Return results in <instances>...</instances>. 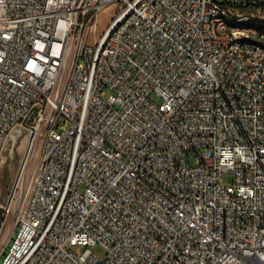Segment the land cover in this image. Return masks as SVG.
Wrapping results in <instances>:
<instances>
[{"label": "built area", "instance_id": "1", "mask_svg": "<svg viewBox=\"0 0 264 264\" xmlns=\"http://www.w3.org/2000/svg\"><path fill=\"white\" fill-rule=\"evenodd\" d=\"M250 1L0 0V167L26 143L0 264H264V41L246 66L207 22Z\"/></svg>", "mask_w": 264, "mask_h": 264}, {"label": "rangeland", "instance_id": "2", "mask_svg": "<svg viewBox=\"0 0 264 264\" xmlns=\"http://www.w3.org/2000/svg\"><path fill=\"white\" fill-rule=\"evenodd\" d=\"M116 6L108 7L105 12L102 13L100 17V23L98 25V29L96 32V36H100L103 31L107 28L109 23L112 21L113 16L116 15ZM257 28L264 27V21H260L258 23ZM94 40H91L90 43L93 44ZM151 100L155 103H161V98L157 96L155 93H152L150 96ZM12 131L8 136V139L5 144V149L3 150V163L0 171V176L2 178L3 185V201H7L8 193L11 188L14 187L16 181V172L18 170V166L20 163V159L23 155L25 149V137L24 134L18 132L14 135V139H16L15 144L14 139L11 137ZM27 137L29 134L27 133ZM18 143V144H17ZM17 144V146H16ZM30 156H33V150ZM31 169H25V176H30ZM223 184L225 186H229L233 183V172L224 171L222 177ZM19 183V181H18ZM14 229V216H3L0 211V253L8 242L9 235L13 232ZM73 250L77 254H82L85 250L84 246H76ZM90 250L96 256L103 258L105 256V249L97 244L90 246Z\"/></svg>", "mask_w": 264, "mask_h": 264}, {"label": "bare ground", "instance_id": "3", "mask_svg": "<svg viewBox=\"0 0 264 264\" xmlns=\"http://www.w3.org/2000/svg\"><path fill=\"white\" fill-rule=\"evenodd\" d=\"M233 3H240L241 0H231ZM232 14H254L239 17L229 18V13H216L207 15L208 29L217 28V20H224L225 26H230V29H244V34L237 37V44L246 45L241 47H232V42H223V49L229 51L231 57H239L244 61L246 66H254L258 64V55L251 54L250 49H258L259 41H264V27L257 28L260 21H264V4L260 0L250 1V7L232 6ZM256 15V16H255ZM256 33V38L255 37ZM259 80L260 88L264 91V64L259 65ZM11 131H8V136ZM29 137H36V127L27 129ZM18 134V133H17ZM33 148H26V156H30ZM30 176H33V169L30 171ZM19 176L16 177L18 184Z\"/></svg>", "mask_w": 264, "mask_h": 264}, {"label": "water", "instance_id": "4", "mask_svg": "<svg viewBox=\"0 0 264 264\" xmlns=\"http://www.w3.org/2000/svg\"><path fill=\"white\" fill-rule=\"evenodd\" d=\"M19 132L21 133V134H24V131L21 129V130H19ZM14 135L15 134H12L11 135V137L14 139ZM15 141H16V139H14V144H15ZM18 144V143H17ZM17 144H16V146H17ZM5 149V148H4ZM2 163H3V160H2ZM2 163H1V167H2ZM1 167H0V171H1ZM1 177V176H0ZM1 183H2V178H1ZM11 190V189H10ZM10 192V191H9ZM9 194V193H8ZM0 201L2 202V203H5L6 201H3V185H2V194H1V199H0Z\"/></svg>", "mask_w": 264, "mask_h": 264}]
</instances>
